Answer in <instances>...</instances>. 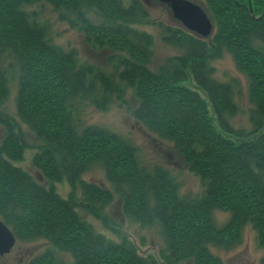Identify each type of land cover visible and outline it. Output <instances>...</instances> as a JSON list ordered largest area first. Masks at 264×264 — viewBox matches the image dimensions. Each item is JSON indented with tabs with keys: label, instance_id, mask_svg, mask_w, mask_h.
<instances>
[{
	"label": "trees",
	"instance_id": "obj_1",
	"mask_svg": "<svg viewBox=\"0 0 264 264\" xmlns=\"http://www.w3.org/2000/svg\"><path fill=\"white\" fill-rule=\"evenodd\" d=\"M39 1L59 10V20L81 32L88 45L111 52L108 63L116 81L80 64L73 52H63L52 41L49 26L24 10ZM124 1L0 0V105L8 96L9 75H16V116L38 143L32 163L48 184L37 183L14 164L23 160L26 147L16 122L0 115L5 129L0 220L16 240L42 238L71 257L70 263H56L42 255L29 264H222L213 250L233 247L246 228L264 247V0H192L208 13L213 33L201 38L182 26L160 24L162 41L181 54L157 72L148 67L152 37L135 28L149 13L140 0ZM92 9L97 23L87 16ZM222 52L232 55L237 72L247 79L248 130L233 124L239 82L214 77L210 62ZM190 75L208 102L183 84ZM115 103L126 106L144 130L171 144L201 180L200 199L181 198L168 171L148 170L122 137L84 124L87 106L104 111ZM94 166L109 188L83 178ZM65 181L72 194L79 190L83 205L105 227L103 213L115 197L132 221L158 225L165 241L160 261L140 255L118 232L117 240L95 232L80 218L73 199L57 193L55 183ZM214 211L228 214L223 226L213 222Z\"/></svg>",
	"mask_w": 264,
	"mask_h": 264
},
{
	"label": "rangeland",
	"instance_id": "obj_2",
	"mask_svg": "<svg viewBox=\"0 0 264 264\" xmlns=\"http://www.w3.org/2000/svg\"><path fill=\"white\" fill-rule=\"evenodd\" d=\"M140 1L148 11L149 18L145 23L135 25V28L146 32L152 37L151 57L148 67L151 71L157 72L168 63L171 57L181 54V51L177 47L168 45L162 41V30L159 25L172 27H181L182 25L173 17L170 9L162 1ZM124 2L126 3L127 0ZM24 10L36 14L42 23H46L49 26L52 41L63 52H73L80 64H88L99 68L109 74L115 81L117 80L114 68L108 63L111 52L106 49L98 50L88 45L81 32L70 28L66 22L59 20V10L45 1L26 5ZM87 16L93 23L99 21L98 13L95 9L88 12ZM4 65L6 66V64ZM210 65L214 68L216 80L227 83L234 79L239 82L240 86L238 85L237 94L234 98L239 111L233 119V124L236 128L248 130L247 108L249 102L247 100V79L237 72L232 55L227 52H222L219 58L210 62ZM183 84L197 91L208 102L205 93L197 87L191 75L188 81ZM8 87V96L3 104L0 105V115L11 118L16 122L21 133L22 144L26 147L23 160L14 164L30 174L37 183L47 186L46 180L32 163L38 143L35 141L27 125L23 124L16 116L15 101L18 89L16 75H9ZM126 99L133 109L135 101L132 92L129 90L126 93ZM208 110L214 120V124L217 125L211 106H208ZM82 118L86 126L99 127L128 141L137 149L140 160L148 170L153 166H159L168 171L173 182L177 185L178 194L181 198L195 201L203 196L201 180L187 169L181 157L172 150L171 144L160 140L139 126L131 117L130 111L126 106L120 107L118 103H115L104 111L87 106ZM4 137L5 129L0 125V143ZM83 178L88 182L109 188L100 167L94 166L84 174ZM55 189L62 198L73 199L80 218L89 223L95 232L104 234L107 238L114 240H117L114 232H118L131 240L140 255L153 256L159 260L158 252L165 246V241L158 225L142 226L132 221L122 213L119 199L115 197L114 201L105 208V212L103 213L107 222V226L105 227L103 222L96 219L91 210L83 205L78 189L74 190V194H72L73 189H71L66 181L55 183ZM228 217L227 213L220 211L212 213L213 222L217 227L223 226ZM213 253L222 261V264H260V260L264 255V247L259 245L255 231L246 228L242 232L241 240L237 244L229 249H215ZM42 255L52 256L56 263L71 262V257L68 253L54 248L48 241L42 238H36L31 240L17 239L12 250L8 254L0 256V264H29L32 259Z\"/></svg>",
	"mask_w": 264,
	"mask_h": 264
},
{
	"label": "water",
	"instance_id": "obj_3",
	"mask_svg": "<svg viewBox=\"0 0 264 264\" xmlns=\"http://www.w3.org/2000/svg\"><path fill=\"white\" fill-rule=\"evenodd\" d=\"M172 12L173 17L188 31L201 38L212 35L213 23L202 5L192 0H160ZM250 15L253 16L251 8ZM16 242L12 231L0 220V256L8 254Z\"/></svg>",
	"mask_w": 264,
	"mask_h": 264
}]
</instances>
